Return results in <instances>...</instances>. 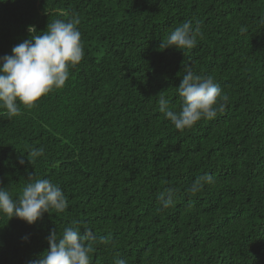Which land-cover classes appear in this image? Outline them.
<instances>
[{
	"label": "trees",
	"instance_id": "16d2710c",
	"mask_svg": "<svg viewBox=\"0 0 264 264\" xmlns=\"http://www.w3.org/2000/svg\"><path fill=\"white\" fill-rule=\"evenodd\" d=\"M73 17L84 57L65 86L0 109V186L17 198L47 178L68 207L35 224L0 214V264H29L66 227L91 229L90 264H264V0H0V56ZM187 21L196 45L160 50ZM184 66L229 99L180 131L158 101L180 110Z\"/></svg>",
	"mask_w": 264,
	"mask_h": 264
},
{
	"label": "clouds",
	"instance_id": "9594fccd",
	"mask_svg": "<svg viewBox=\"0 0 264 264\" xmlns=\"http://www.w3.org/2000/svg\"><path fill=\"white\" fill-rule=\"evenodd\" d=\"M80 20L73 17L67 22L57 19L48 24L46 31L37 32L35 26H29L30 39L15 45L11 54L0 56V109H4L11 118L19 114V104L27 108L36 105L39 99L65 86L70 69L75 68L84 57ZM241 28V32H245ZM202 33L194 28L192 21L176 27L160 44V50L176 48L191 49L196 45L197 36ZM182 81L177 87L181 98L180 110L174 111L163 95L159 97V111L169 119L177 130L191 128L201 118L212 119L217 111H223L228 96L222 94L213 78L196 74L190 66H184ZM43 155V149L30 152L32 161ZM23 164L24 160L21 159ZM201 187L199 180L189 191L197 193ZM164 209L173 204L172 189L167 196L161 193L157 197ZM68 201L60 187L47 178L27 183L17 198L5 187L0 186V214L9 219L19 218L28 224H35L45 213L52 209L64 212ZM26 239V238H25ZM49 249L29 264H90L91 245L85 241L94 240L91 229L83 234L77 227H66L62 235L51 231L48 236ZM116 264H126L117 259Z\"/></svg>",
	"mask_w": 264,
	"mask_h": 264
}]
</instances>
